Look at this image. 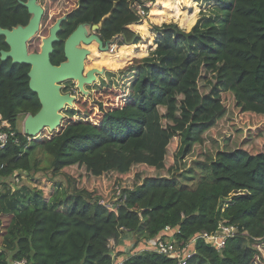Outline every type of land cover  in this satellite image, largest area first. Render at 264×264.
Listing matches in <instances>:
<instances>
[{
    "label": "trees",
    "instance_id": "1",
    "mask_svg": "<svg viewBox=\"0 0 264 264\" xmlns=\"http://www.w3.org/2000/svg\"><path fill=\"white\" fill-rule=\"evenodd\" d=\"M136 1L39 0L44 16L28 51L40 53L63 18L64 39L88 23L100 25L108 41L122 35L129 42L130 27L143 25L131 7ZM27 2L0 0V28L27 26ZM218 20L190 31L165 27L149 56L118 71L108 67L85 92L78 81L62 82V93L75 100L60 111L56 129L36 137L18 130L21 116L42 108L30 88L31 67L2 60L10 48L0 37V131L16 134L0 149V239L13 231V211H31L15 251L1 243L0 264H112V242L119 247L134 236L136 248L170 227L179 228L175 239L185 245L222 224L238 229L226 247L198 240L186 264L264 263V0H222ZM62 50L52 54L54 65L64 60ZM237 119L248 130L239 145L231 143ZM38 147L53 157L52 177L65 179L71 194L62 199L56 191L57 198L19 213L9 182L28 173ZM191 165L207 176L195 189L179 188ZM126 264L177 260L145 251Z\"/></svg>",
    "mask_w": 264,
    "mask_h": 264
},
{
    "label": "rangeland",
    "instance_id": "2",
    "mask_svg": "<svg viewBox=\"0 0 264 264\" xmlns=\"http://www.w3.org/2000/svg\"><path fill=\"white\" fill-rule=\"evenodd\" d=\"M142 1L146 3V7L149 9L148 16L143 18L141 21L143 25L131 26L130 29L133 31V37L129 40L126 46L122 45L121 42V51L114 53V57H112L110 60L107 56L106 59L102 61V63L96 66L107 64L109 67V64L113 62L112 66L115 67L113 71H118L124 68L128 62L140 60L143 57L149 56L151 52L154 51L155 40L159 36V33L163 32L165 27L176 26L181 30L190 31L195 25L202 26L204 23L210 22L212 20L219 21L218 18L221 14L222 7V0H141V3ZM51 15L53 14L51 13ZM139 36L140 40L138 44L135 45L134 40ZM116 54H119V56ZM27 117L28 115H23L19 118V131L24 132V123ZM243 125L244 124L242 121H237V124L234 128L237 138L231 143L237 140L236 145H239L241 140L248 134L247 128L243 127ZM215 144L218 145L219 143L215 142ZM196 156V154L193 155L190 160L193 161L196 159ZM52 161L53 157L45 149L38 147L34 149L29 155L30 170L28 173H24L22 180L20 181L18 179L16 180L15 178V182H9L11 194L15 193L13 198L19 197L16 207L18 208L19 213L26 212L27 208L29 207L36 206L35 209H37L43 204L44 199L46 198H57V195H54L56 191L61 193L60 195L62 199H65L71 194V189L68 187L69 185L65 179L61 177H52ZM17 174H19V172H17ZM207 174V169L193 165L192 171L185 176H182L178 180V187L195 189L196 186L207 176ZM4 191L5 189L1 183L0 196H3ZM12 214L16 215L9 216L12 218L13 231L7 238L0 239V246L2 242L6 246L8 245L9 248L7 249L9 252L15 251L17 239L15 237L18 230L25 229L26 227L30 226L29 218L31 217V211L28 214L26 213L20 216L15 214V211H13ZM22 224L23 227L20 228V225ZM133 237L131 240L126 242L127 245L131 246L133 244L135 239Z\"/></svg>",
    "mask_w": 264,
    "mask_h": 264
},
{
    "label": "water",
    "instance_id": "3",
    "mask_svg": "<svg viewBox=\"0 0 264 264\" xmlns=\"http://www.w3.org/2000/svg\"><path fill=\"white\" fill-rule=\"evenodd\" d=\"M39 0H28L24 6L31 14L29 24L19 26L12 30L0 28V37H5L9 51H2V60L12 59L14 64H25L31 67L29 72L30 88L39 97L41 110L36 115H28L24 123V134L36 137L45 128L56 129L63 118L60 111L66 105H72L74 98L61 93L60 84L67 80H75L79 88L85 92L84 85L91 84L95 79L93 72L87 77L83 75L84 61L88 51L81 50L77 46L80 41L88 44L85 25H81L67 39L65 43V58L67 61L60 65H54L51 56L54 53V44L59 41L58 34L65 18L60 19L51 29L48 38L43 40L40 53L30 54L27 43L40 30L44 16V9L38 3ZM97 28V26L95 27Z\"/></svg>",
    "mask_w": 264,
    "mask_h": 264
},
{
    "label": "built area",
    "instance_id": "4",
    "mask_svg": "<svg viewBox=\"0 0 264 264\" xmlns=\"http://www.w3.org/2000/svg\"><path fill=\"white\" fill-rule=\"evenodd\" d=\"M140 17V21L143 20L149 14V9L146 7V3L144 1L139 2L136 1L131 6ZM117 37H115L116 39ZM110 46V52L116 53L120 48V43L124 42V38L119 36ZM126 46V43H124ZM2 127H8L6 122L1 124ZM15 133L11 132H3L0 131V149L5 148L8 143L15 137ZM18 142V141H17ZM18 175H15L17 177ZM18 178H16L17 180ZM20 181V179H18ZM179 233V228H170L167 227L160 235L155 237L154 239H148L142 241L136 248H132L134 242L131 246L127 245V241L124 240V244L116 247L114 242L113 245V263L112 264H126V261L137 254H141L145 251L148 252H157L159 254L166 255L173 259L177 260V264H186L187 260L195 253V245L198 240H203L205 243L213 247L218 251H222L228 241L233 238L237 233L238 229L232 225L222 224L218 228L216 232L213 234H209L206 232H202L193 237L187 244L181 245V243L177 242L175 239V235ZM129 246V247H128ZM119 252L122 254L119 255ZM127 254V256H126ZM125 255V256H124ZM10 264H27L26 260L21 261H13Z\"/></svg>",
    "mask_w": 264,
    "mask_h": 264
},
{
    "label": "flooded vegetation",
    "instance_id": "5",
    "mask_svg": "<svg viewBox=\"0 0 264 264\" xmlns=\"http://www.w3.org/2000/svg\"><path fill=\"white\" fill-rule=\"evenodd\" d=\"M81 25H85V29H86L85 37L87 40H90V42L88 44L84 43L83 41H80V44L77 46L78 48L89 52L86 55V58L84 61L83 75L85 77H87V75L90 72H93L95 77H96V79L92 82V83H94L98 79V76L106 73V71L108 69L107 64L101 65V66H96V65L102 63V61L105 60L107 56H108L109 60L112 59V57H114V55L110 53V46L114 41H108V40L103 38V36L100 32V29H101L100 25H91L88 23H84V24H80L79 26H81ZM96 26H97V28H95ZM78 27L68 36V38L78 29ZM58 38H59V41L54 44V52L56 50H58V47L61 44L63 45L62 52H63L64 60L59 63V65H60V64L65 63L67 61V59L65 58V43H66L68 38L66 37L64 39L60 35V32L58 34ZM112 63L113 62H111L109 64V68L114 70L115 67L112 66ZM60 86H61V93H62L63 89H65V90L68 89L67 86H65V85L60 84ZM86 86H87V84L84 85V88H86ZM63 95H68V94H63ZM73 98L75 100V97H73Z\"/></svg>",
    "mask_w": 264,
    "mask_h": 264
},
{
    "label": "clouds",
    "instance_id": "6",
    "mask_svg": "<svg viewBox=\"0 0 264 264\" xmlns=\"http://www.w3.org/2000/svg\"><path fill=\"white\" fill-rule=\"evenodd\" d=\"M119 36H122V35H119ZM119 36H116V37H119ZM123 38H124V42H122V45H125L124 43H128V40L126 39V37H124V36H122ZM114 39H115V37L113 38V40H111V41H114ZM120 47H121V45H120ZM119 50H121L120 48L118 49V51ZM111 53V52H110ZM117 53V52H116ZM111 54H114V53H111ZM116 55H118L119 56V54H116ZM117 56V57H118Z\"/></svg>",
    "mask_w": 264,
    "mask_h": 264
}]
</instances>
